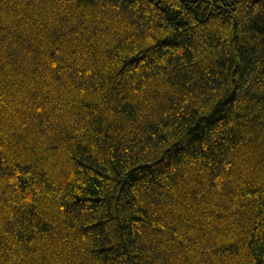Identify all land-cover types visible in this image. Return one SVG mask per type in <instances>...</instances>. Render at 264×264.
<instances>
[{"label": "trees", "instance_id": "1", "mask_svg": "<svg viewBox=\"0 0 264 264\" xmlns=\"http://www.w3.org/2000/svg\"><path fill=\"white\" fill-rule=\"evenodd\" d=\"M0 264H264V0H0Z\"/></svg>", "mask_w": 264, "mask_h": 264}, {"label": "rangeland", "instance_id": "2", "mask_svg": "<svg viewBox=\"0 0 264 264\" xmlns=\"http://www.w3.org/2000/svg\"><path fill=\"white\" fill-rule=\"evenodd\" d=\"M226 1H230V0H226Z\"/></svg>", "mask_w": 264, "mask_h": 264}]
</instances>
